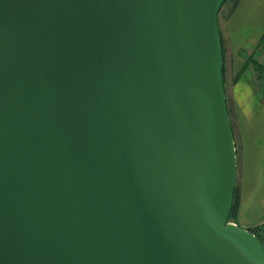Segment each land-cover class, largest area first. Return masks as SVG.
<instances>
[{"label":"water","instance_id":"water-1","mask_svg":"<svg viewBox=\"0 0 264 264\" xmlns=\"http://www.w3.org/2000/svg\"><path fill=\"white\" fill-rule=\"evenodd\" d=\"M228 0H0V264H264L231 222Z\"/></svg>","mask_w":264,"mask_h":264},{"label":"crops","instance_id":"crops-1","mask_svg":"<svg viewBox=\"0 0 264 264\" xmlns=\"http://www.w3.org/2000/svg\"><path fill=\"white\" fill-rule=\"evenodd\" d=\"M231 3L224 7L219 17L224 42L225 87L231 119L244 134L247 145L242 179L237 187L239 205L234 222L250 230L264 225V201L260 196L264 189L260 177V169L264 170V148L262 154L256 148L262 133L260 121L264 118V98L256 70L252 66L245 67L250 57L264 66V0H235ZM244 69L246 71L242 72ZM252 137L250 143L248 140ZM259 151L261 168H254L251 160L256 154L258 157Z\"/></svg>","mask_w":264,"mask_h":264},{"label":"rangeland","instance_id":"rangeland-1","mask_svg":"<svg viewBox=\"0 0 264 264\" xmlns=\"http://www.w3.org/2000/svg\"><path fill=\"white\" fill-rule=\"evenodd\" d=\"M231 4L229 3L225 7L227 8ZM228 109H229V107H228ZM229 115H230V113H229ZM230 118H231V116H230ZM231 122H232V128H233L234 138H235V142H236V150H237V187H238V185H240L241 179H242V177H241L242 176V166H243V161H244L245 147H247V145L245 143V140L243 139L244 134L241 133L239 126L236 125L232 119H231ZM260 124H261L260 125L261 126L260 132H262V133H260L261 135L258 137L256 148H258L262 154V150L264 148V118L261 119ZM253 139H254V137L250 138V140H248V141L251 143L253 141ZM251 148H253V147H251ZM260 151L258 153L259 158L257 157V154H256L254 156V158L251 160V165L254 168H257V166L261 168L262 157L260 155ZM260 177H261L262 181L264 182V170H262V169H260ZM237 187H236V189H237ZM255 191H256V189H255ZM260 193L259 194L264 201V189ZM235 218L236 217L231 218V222L235 223L234 222ZM263 227H264V225H263ZM262 233H263L262 234L263 235L262 243L264 245V232H262Z\"/></svg>","mask_w":264,"mask_h":264},{"label":"trees","instance_id":"trees-1","mask_svg":"<svg viewBox=\"0 0 264 264\" xmlns=\"http://www.w3.org/2000/svg\"><path fill=\"white\" fill-rule=\"evenodd\" d=\"M235 0H228L224 6L222 7L220 13H219V17H220V14L222 13L224 7L231 3V2H234ZM222 42H223V39H222ZM264 43V41H263ZM223 49H224V42H223ZM246 67L245 68H249V67H254V69L256 70L257 74H258V86H259V89L261 90V94L263 95V98H264V66L259 64L256 60H254L252 57L248 58L247 59V63H246ZM246 71V69H244L242 72ZM241 72V74H242ZM238 78V77H237ZM238 205H239V193H238V189H236V192H235V200H234V206H233V210H232V215H231V218H234L236 217L237 215V211H238ZM250 231L255 234L257 236V238L262 242V239H263V233L264 232V227L263 226H260V227H256L254 229H250Z\"/></svg>","mask_w":264,"mask_h":264}]
</instances>
